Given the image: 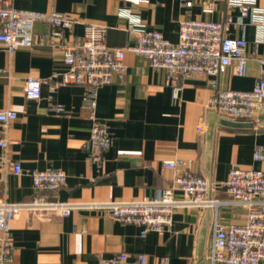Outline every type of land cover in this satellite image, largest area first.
Returning <instances> with one entry per match:
<instances>
[{"label": "crops", "instance_id": "obj_1", "mask_svg": "<svg viewBox=\"0 0 264 264\" xmlns=\"http://www.w3.org/2000/svg\"><path fill=\"white\" fill-rule=\"evenodd\" d=\"M6 1L14 9L75 19L71 28L62 30L66 45L82 39L85 24L106 27L107 46L132 44L127 21L119 16L123 10L134 23L159 32L171 43L178 41L179 24L185 19L217 22L226 36L245 40L247 62L240 76L227 69L217 76L195 74L174 82L163 69L150 68L145 59L127 52L124 80L95 92V118L107 126L112 143L101 162L94 164L86 148L91 120L83 111L85 90L78 85L51 89L52 76L65 70L63 53L49 46L51 27L35 24L34 40L45 35L44 45L12 54L0 47V110L16 115L6 126L7 147L0 148V202L28 203L37 198L64 204L140 202L157 196L184 171L205 179L208 174L217 184L210 198L224 199L220 184L231 168L255 169L264 175V159H253L257 150L264 149V110L254 122L217 115L251 126H215L206 165L209 98L220 90L249 91L259 78L264 79V0H240L248 8L246 16L228 0ZM26 77L41 80L37 101L24 95ZM177 160L182 167H163ZM15 164L21 168L19 174L11 169ZM46 170L63 172L65 181L53 192H37L30 174ZM205 220L204 257L210 252L215 223L242 226L246 217L237 206L177 208L169 229L142 236L141 227L95 211L70 210L67 216L21 211L7 234L11 264H99L122 253L128 256L126 264H135L140 255L145 257L144 264L164 260L198 264Z\"/></svg>", "mask_w": 264, "mask_h": 264}, {"label": "built area", "instance_id": "obj_2", "mask_svg": "<svg viewBox=\"0 0 264 264\" xmlns=\"http://www.w3.org/2000/svg\"><path fill=\"white\" fill-rule=\"evenodd\" d=\"M218 1V0H215ZM231 7H238L243 16L248 8L240 0H228ZM0 0V47L8 54L19 49L44 45L45 35L34 40V25L50 26L51 47H59L63 53V73L52 76L51 89L59 86L78 85L85 90L83 111L91 120L86 148L88 160L99 164L103 152L112 143L111 134L104 124L95 118V92L99 87L122 82L127 52L146 60L153 69H163L169 81H180L195 74L217 76L230 69L234 75H243L247 57L246 42L225 35L222 24L211 21L185 19L179 24L178 41L171 43L154 30H146L130 19L127 10L119 16L127 21V33L134 37L125 47L106 44L107 28L85 24L82 39L66 45L62 30L69 29L77 21L54 12H38L14 9ZM190 6L189 3L186 4ZM262 18V17H261ZM41 80L26 77L24 95L37 101L40 97ZM180 89L175 87L174 91ZM209 111L235 120L254 122L264 110V79L259 78L249 91L220 90L206 103ZM11 110H0V148L6 149V126L15 119ZM254 160L264 159V149L257 150ZM183 166L180 160L163 164L166 169ZM15 174L21 172L18 164L12 165ZM33 189L37 192H53L65 181L58 170L34 171L30 174ZM224 199H211L209 193L217 184L188 171L175 176L171 185L157 196L140 202H90L64 204L37 198L26 203L0 202V264H11L12 248L8 239L10 222L21 212H59L67 216L70 210H90L116 222L141 227V235L163 232L170 228L177 208H211L218 206L240 207L245 211L242 226L215 223L210 252L204 257L209 264H261L264 262V175L255 169L231 168L227 179L220 184ZM128 256L118 254L99 264H126ZM140 255L135 264H144ZM160 264H167L166 260Z\"/></svg>", "mask_w": 264, "mask_h": 264}, {"label": "water", "instance_id": "obj_3", "mask_svg": "<svg viewBox=\"0 0 264 264\" xmlns=\"http://www.w3.org/2000/svg\"><path fill=\"white\" fill-rule=\"evenodd\" d=\"M215 126H222L226 128H233V129H245L250 127L251 125L246 122H240V121H231L224 118H221L217 116L215 112H210L208 117V125L206 130V141H207V150H206V165H209V152L213 137V130ZM206 179L208 183H211V179L206 174ZM206 228H207V221L205 220L203 222V226L201 229V235L199 238V246H198V264H205V261L203 259L204 257V240H205V234H206Z\"/></svg>", "mask_w": 264, "mask_h": 264}]
</instances>
